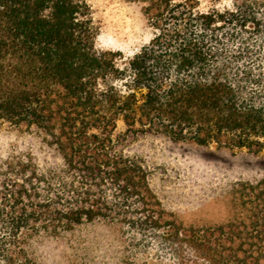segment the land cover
<instances>
[{
	"label": "trees",
	"instance_id": "1",
	"mask_svg": "<svg viewBox=\"0 0 264 264\" xmlns=\"http://www.w3.org/2000/svg\"><path fill=\"white\" fill-rule=\"evenodd\" d=\"M141 1L154 33L125 56L97 46L87 0H0V127L43 151L0 156V264H44L42 243L94 224L118 249L85 244L81 264H264V174L232 185L222 222L185 223L141 151L264 154V0Z\"/></svg>",
	"mask_w": 264,
	"mask_h": 264
},
{
	"label": "rangeland",
	"instance_id": "2",
	"mask_svg": "<svg viewBox=\"0 0 264 264\" xmlns=\"http://www.w3.org/2000/svg\"><path fill=\"white\" fill-rule=\"evenodd\" d=\"M99 26L96 44L131 56L147 44L154 29L143 12L141 0H87ZM200 9L228 6L231 0H197ZM119 121L117 131L123 130ZM43 160L39 143L24 133L0 127V156L14 149H30ZM142 154L154 166V186L164 204L185 223L208 225L222 222L229 213V193L234 183L264 174V154L230 151L194 143L149 140ZM108 258L118 249L111 230L98 224L77 229L64 239H53L38 248L44 264H81L79 250Z\"/></svg>",
	"mask_w": 264,
	"mask_h": 264
}]
</instances>
